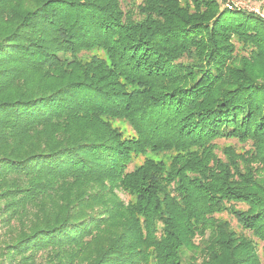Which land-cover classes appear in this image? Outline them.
Returning <instances> with one entry per match:
<instances>
[{
  "label": "trees",
  "instance_id": "1",
  "mask_svg": "<svg viewBox=\"0 0 264 264\" xmlns=\"http://www.w3.org/2000/svg\"><path fill=\"white\" fill-rule=\"evenodd\" d=\"M0 264H264V19L0 0Z\"/></svg>",
  "mask_w": 264,
  "mask_h": 264
},
{
  "label": "rangeland",
  "instance_id": "2",
  "mask_svg": "<svg viewBox=\"0 0 264 264\" xmlns=\"http://www.w3.org/2000/svg\"><path fill=\"white\" fill-rule=\"evenodd\" d=\"M123 9H132L142 2V0H119ZM221 9L233 10L238 12H244L249 14L257 15L258 17L264 19V0H218ZM231 8H228V7ZM134 10V9H133ZM233 40L236 42L237 38L234 37ZM236 50L240 48L239 43H233ZM218 144H237L235 140H221L217 141ZM239 145V144H237ZM246 147V146H245ZM247 148V147H246ZM152 157V156H150ZM122 198L124 196H121ZM225 217V216H224ZM231 226L235 227L236 222L232 218H228Z\"/></svg>",
  "mask_w": 264,
  "mask_h": 264
},
{
  "label": "built area",
  "instance_id": "3",
  "mask_svg": "<svg viewBox=\"0 0 264 264\" xmlns=\"http://www.w3.org/2000/svg\"><path fill=\"white\" fill-rule=\"evenodd\" d=\"M228 8H231L230 6Z\"/></svg>",
  "mask_w": 264,
  "mask_h": 264
}]
</instances>
